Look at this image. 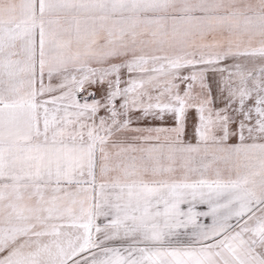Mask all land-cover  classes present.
Segmentation results:
<instances>
[{
  "label": "snow or ice",
  "instance_id": "obj_1",
  "mask_svg": "<svg viewBox=\"0 0 264 264\" xmlns=\"http://www.w3.org/2000/svg\"><path fill=\"white\" fill-rule=\"evenodd\" d=\"M0 264H264V0H0Z\"/></svg>",
  "mask_w": 264,
  "mask_h": 264
}]
</instances>
